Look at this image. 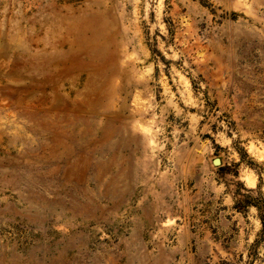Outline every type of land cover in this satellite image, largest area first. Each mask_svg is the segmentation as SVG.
<instances>
[{"label":"rangeland","instance_id":"374dc122","mask_svg":"<svg viewBox=\"0 0 264 264\" xmlns=\"http://www.w3.org/2000/svg\"><path fill=\"white\" fill-rule=\"evenodd\" d=\"M0 264H264V0H0Z\"/></svg>","mask_w":264,"mask_h":264},{"label":"water","instance_id":"95a60500","mask_svg":"<svg viewBox=\"0 0 264 264\" xmlns=\"http://www.w3.org/2000/svg\"><path fill=\"white\" fill-rule=\"evenodd\" d=\"M215 164H218V162H216Z\"/></svg>","mask_w":264,"mask_h":264}]
</instances>
